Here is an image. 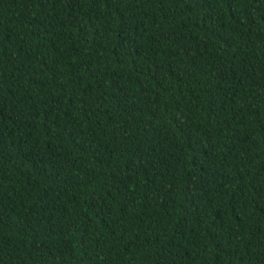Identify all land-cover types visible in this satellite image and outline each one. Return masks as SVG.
I'll return each mask as SVG.
<instances>
[{"label":"trees","instance_id":"16d2710c","mask_svg":"<svg viewBox=\"0 0 264 264\" xmlns=\"http://www.w3.org/2000/svg\"><path fill=\"white\" fill-rule=\"evenodd\" d=\"M0 264H264V0H0Z\"/></svg>","mask_w":264,"mask_h":264}]
</instances>
